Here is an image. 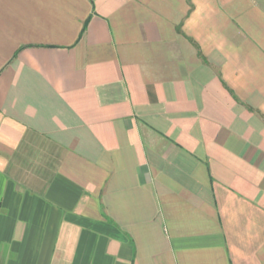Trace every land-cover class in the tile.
I'll list each match as a JSON object with an SVG mask.
<instances>
[{
    "label": "crops",
    "instance_id": "crops-1",
    "mask_svg": "<svg viewBox=\"0 0 264 264\" xmlns=\"http://www.w3.org/2000/svg\"><path fill=\"white\" fill-rule=\"evenodd\" d=\"M0 264H264V0H0Z\"/></svg>",
    "mask_w": 264,
    "mask_h": 264
}]
</instances>
